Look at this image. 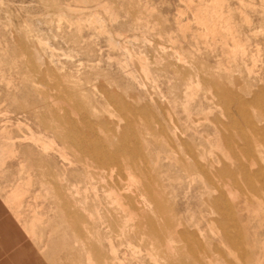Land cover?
Masks as SVG:
<instances>
[{
	"label": "rangeland",
	"instance_id": "374dc122",
	"mask_svg": "<svg viewBox=\"0 0 264 264\" xmlns=\"http://www.w3.org/2000/svg\"><path fill=\"white\" fill-rule=\"evenodd\" d=\"M262 168L264 0H0V264H264Z\"/></svg>",
	"mask_w": 264,
	"mask_h": 264
},
{
	"label": "crops",
	"instance_id": "0c3cea01",
	"mask_svg": "<svg viewBox=\"0 0 264 264\" xmlns=\"http://www.w3.org/2000/svg\"><path fill=\"white\" fill-rule=\"evenodd\" d=\"M257 179L259 181H262L263 183L260 185V187H256L255 185L254 186H251V183H249V187L250 189L253 191H256V190H261L263 191L264 190V180L261 178V171H259L258 175H257Z\"/></svg>",
	"mask_w": 264,
	"mask_h": 264
},
{
	"label": "bare ground",
	"instance_id": "6f19581e",
	"mask_svg": "<svg viewBox=\"0 0 264 264\" xmlns=\"http://www.w3.org/2000/svg\"><path fill=\"white\" fill-rule=\"evenodd\" d=\"M229 22V21H228ZM57 102V101H56ZM73 103V102H72ZM73 111V110H72ZM75 115V114H74ZM252 152V151H251ZM250 158V157H249ZM261 178L264 180V170L262 168V171H261ZM137 213V212H136ZM138 216V215H137Z\"/></svg>",
	"mask_w": 264,
	"mask_h": 264
}]
</instances>
